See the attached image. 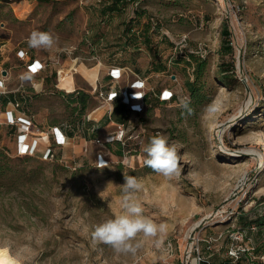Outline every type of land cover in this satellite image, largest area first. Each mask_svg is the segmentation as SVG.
<instances>
[{"label": "rangeland", "instance_id": "374dc122", "mask_svg": "<svg viewBox=\"0 0 264 264\" xmlns=\"http://www.w3.org/2000/svg\"><path fill=\"white\" fill-rule=\"evenodd\" d=\"M105 1L0 0V59L8 57L18 76L24 65L16 54L24 49L29 56L56 66L71 64L94 82L98 65L89 66L98 59L109 63L103 60L108 50L100 47L119 38L121 21L132 14L128 6L104 27L100 45L94 44L90 38L98 29V9ZM151 2L143 8L159 24L153 42L166 34L177 44L186 35L182 48L200 42L212 49L219 43L222 21L227 20L230 34L223 40L232 51L225 58L233 62L234 81L213 83L215 59L210 56L206 79L210 97L189 112L182 106L189 98L183 87L186 73L178 69L176 76L170 71L152 74L151 86H170L177 99L162 105L151 100L157 106L132 118L134 125L129 126L138 129L141 142L136 152L109 159L103 143H87L82 152L70 153L68 158L57 150L54 167L51 162L44 167L45 177L37 184H22L9 192L0 187V246L21 264H176L203 258L204 248L212 252L221 232L241 233L239 242L248 246L264 238V0ZM33 31L51 32L58 37L56 44L48 50L29 47ZM176 52L180 53L179 47ZM58 85L72 88L70 74L62 76ZM46 101L53 107L52 114L64 112L61 98L46 97ZM123 112L116 109L110 118L121 121ZM156 135L175 143L178 175L165 178L143 169V147ZM11 139L7 129L0 135L7 147ZM117 147L118 143L106 144L116 156ZM95 154L104 156L102 166L93 161ZM124 174L137 177L143 185L135 195L144 215L167 225L166 232L155 238L138 237L142 243L135 253H118L92 238L95 225L121 213ZM243 216L258 218L260 224L248 223L242 230Z\"/></svg>", "mask_w": 264, "mask_h": 264}, {"label": "trees", "instance_id": "16d2710c", "mask_svg": "<svg viewBox=\"0 0 264 264\" xmlns=\"http://www.w3.org/2000/svg\"><path fill=\"white\" fill-rule=\"evenodd\" d=\"M149 0H106L105 4H101L98 9V29L94 30L90 41L94 44L100 45L101 39L106 33L105 29L108 27L114 17H120L125 12L128 6L132 7V14L127 17L126 20L121 21V32L119 38L113 43H106L105 46H101L100 49L108 50L107 55L103 57V60L108 65L127 67L138 78L145 80L150 86L152 83V74L167 73L175 75V70H183L186 73V78L183 82L184 90L188 93L189 98L186 102L189 103L191 111L195 107L202 105L210 97L211 88L208 87L207 76L209 75V57L212 56L215 59L213 68V83L218 82L224 85H230L234 81V67L233 62L229 56L232 49L228 42L223 38L227 37L229 28L227 20L222 21L219 27L220 40L217 46L212 49H208L205 46V53L202 55L195 52L198 49V42L188 49L181 48L180 53H177L178 45L174 43L166 34H161L158 41L153 42L152 37L159 29L158 22L154 21L153 16L143 8V4H148ZM216 1V0H215ZM207 16L205 15V19ZM102 25V27H101ZM105 27V29H104ZM189 50H193L192 52ZM177 53V55H176ZM146 60H140L143 58ZM128 63L133 64V68L128 66ZM152 79V80H151ZM212 83V84H213ZM155 93L145 92L143 96L144 109L148 107H155L152 105L151 100H155L159 105L173 102L177 99V94H173L172 98L168 101L160 100L159 94L162 86H152ZM75 99V107L77 114L81 116L88 104V94L85 92L77 91ZM184 101V102H185ZM113 109L111 114L117 109V107L123 108L122 110L123 120L119 121V124H125L131 122L128 120L126 110L132 111L129 105L125 104L120 97H116L113 100ZM118 107V109H120ZM125 109V110H124ZM187 110L188 109H185ZM139 113V112H137ZM140 117V116H139ZM129 125V124H128ZM113 144L118 143V147L115 149L118 153V157H123L125 154H131L136 152L141 147V142L136 140H130L125 145H122L119 141L105 142ZM139 147V148H135ZM110 151V150H109ZM57 160L45 161L37 156L24 155L18 156L10 154L4 147L0 146V187H5L6 191H12L19 189L20 185L24 184H37L44 179L43 169L49 163H52L54 167ZM29 162L35 163L28 168ZM143 169L146 171H153L145 164ZM41 179V180H40ZM258 218L253 220H247L245 216L239 219L240 229H245L250 223L260 224ZM249 223V224H248ZM234 230L229 234L230 236ZM260 238V237H259ZM233 242V241H232ZM249 251L242 253L237 260H234L227 254L228 258L233 259L235 264H259L252 256L264 254V240L262 237L256 244L250 245Z\"/></svg>", "mask_w": 264, "mask_h": 264}, {"label": "crops", "instance_id": "0c3cea01", "mask_svg": "<svg viewBox=\"0 0 264 264\" xmlns=\"http://www.w3.org/2000/svg\"><path fill=\"white\" fill-rule=\"evenodd\" d=\"M147 3L153 4L151 0ZM7 60L8 57L0 59V78H2L5 83V90L0 93V135L7 129L9 133H11L12 139L10 140V148L6 146L7 143L4 140H0V146L4 147L10 154L15 153L16 127L7 122L5 111L12 108V102H19V107L13 110L15 116H25L26 118L31 119L32 123L37 129H39L41 134L48 133L47 140L44 142L42 141L39 144L40 152L44 149L47 143L54 144V137L49 130L51 127H57L64 135L65 141L62 145L55 146L54 150L55 152L58 150L57 152H59L62 157L65 156L68 158L71 157V155H68L70 153L82 152L87 143L90 145L91 143L98 145L96 144L95 139L102 140L105 135L113 132L115 126L120 123L119 121L114 122L110 118L114 105L113 102L103 103V101L97 96V92L99 90L107 92L111 88L120 89L137 77L126 67V72H123L120 79L117 82H114L108 74V69L111 66L103 64L102 61L98 59L96 64L89 66V68H92L98 65L96 79L93 77L95 80L92 82L89 78L86 80L71 64L68 66H62L59 64L56 66L55 63L44 62L33 56L29 62L32 60L41 62L44 65L42 69L36 74H30L26 68V58H24V60H22L24 65L22 73L15 76L13 66ZM66 74H70L71 76L72 88L70 89H67L68 86L65 85H62L64 88L57 86L59 79ZM25 76H27L28 79H24ZM85 84L87 85V88L85 87ZM145 85L147 87V92L155 93L156 90L154 91L152 86L146 81ZM166 87L173 90L167 85L162 88ZM77 91H83L88 94V104L81 116L77 114L76 108H74ZM12 93L16 94V96L11 97L10 95ZM46 97L61 98L63 101L64 112L60 114H52L53 107L51 104L47 103ZM95 101H98L99 103ZM119 108V110L123 109L121 107ZM125 114L127 115L128 120L132 122V118L134 119L138 117L140 113L126 110ZM131 122L125 124V126L129 127V125H134ZM101 146L107 150L105 155L108 154L107 157L109 159L112 157H118L113 155L109 149L106 148V143H103ZM56 155L59 156V154ZM98 158L101 161L105 160L102 155L95 154L92 156V159L95 162ZM257 229H260V232H262V228ZM226 232H224V234L221 232L222 235L220 240L213 245L214 250L212 252H209L204 248L203 253L205 256H203L202 260L198 261L197 258L191 257L187 261L181 260V262H177L176 264H235V261L228 258L226 254L228 245L233 241L232 236ZM262 240H264V238H262Z\"/></svg>", "mask_w": 264, "mask_h": 264}, {"label": "clouds", "instance_id": "9594fccd", "mask_svg": "<svg viewBox=\"0 0 264 264\" xmlns=\"http://www.w3.org/2000/svg\"><path fill=\"white\" fill-rule=\"evenodd\" d=\"M58 37L51 32L33 31L30 33L27 43L29 47L37 49H51L56 44ZM24 79H28L27 76ZM190 102H182V106L191 112ZM146 154L144 164L154 172L171 178L179 174V155L175 143L169 144L163 135L153 136L149 143L143 147ZM140 180L132 175L124 174V183L121 185L124 193L122 211L113 218L107 219L94 226L92 238L94 242L110 245L116 252H132L141 247V241L155 238L166 232L167 225L157 224L151 218L144 215V209L138 201L135 193L142 189ZM157 243H159L157 241ZM230 255H235L231 252ZM0 264H15L12 256H5L0 250Z\"/></svg>", "mask_w": 264, "mask_h": 264}, {"label": "built area", "instance_id": "2783aa9c", "mask_svg": "<svg viewBox=\"0 0 264 264\" xmlns=\"http://www.w3.org/2000/svg\"><path fill=\"white\" fill-rule=\"evenodd\" d=\"M186 35H183L177 42L179 49L185 45ZM193 51V50H189ZM200 54L205 53V44L198 42V49L195 51ZM17 57L21 60L26 58V68L30 74H36L44 66L41 62L32 60L29 62L31 57L28 55V51L24 49H19L17 51ZM126 67L112 66L108 69V74L112 81H118L123 72H126ZM57 86L60 87L57 83ZM61 88V87H60ZM95 89V87H94ZM5 83L2 78H0V93L4 92ZM147 91L145 85V80H142L138 77H135L130 83L126 84L120 89L111 88L107 92L99 90L97 96L104 102L111 103L116 97H120L121 100L129 105L132 111L141 112L144 109L143 96ZM175 91L169 88H162L159 94L160 100L168 101L172 98ZM12 108H9L5 111V118L9 124H13L16 127L15 131V153L14 155L24 156L32 155L41 158L42 160H58L56 152L54 150L55 146H60L64 143L65 137L57 127H51L49 132L54 137V144H46L44 149L40 152L39 144L47 140V134H41L39 129H37L32 123L31 119L26 118L25 116H15L13 110L19 107V102L14 101L11 104ZM140 134L137 128L133 126L126 127L123 124H117L115 130L104 136L102 140L95 139L97 144L105 142L119 141L122 145H125L130 140L140 141ZM40 152V153H39ZM128 155V154H125ZM124 155V156H125ZM106 160H97L98 166H102ZM237 235V232L232 233L233 242L229 245L227 249V254L232 257L234 260H237L242 253L249 251L251 246H248L246 243L239 242L242 241V235ZM231 252H235V255H230ZM198 261L202 260L201 257H197ZM251 259L256 260L259 264H264V254H259L257 256H252Z\"/></svg>", "mask_w": 264, "mask_h": 264}, {"label": "bare ground", "instance_id": "6f19581e", "mask_svg": "<svg viewBox=\"0 0 264 264\" xmlns=\"http://www.w3.org/2000/svg\"><path fill=\"white\" fill-rule=\"evenodd\" d=\"M0 250H3V251H4L5 256H9V255L12 256V257L14 258V260H15V264H21V263L16 259V257H14V256L10 253V251L8 250L7 247L0 246Z\"/></svg>", "mask_w": 264, "mask_h": 264}]
</instances>
